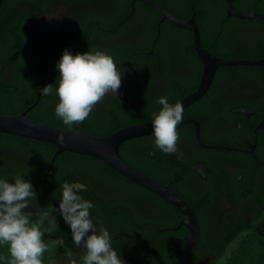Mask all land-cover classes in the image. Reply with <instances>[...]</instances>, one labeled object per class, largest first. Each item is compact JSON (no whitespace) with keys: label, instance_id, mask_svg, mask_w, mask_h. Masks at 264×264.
I'll use <instances>...</instances> for the list:
<instances>
[{"label":"trees","instance_id":"16d2710c","mask_svg":"<svg viewBox=\"0 0 264 264\" xmlns=\"http://www.w3.org/2000/svg\"><path fill=\"white\" fill-rule=\"evenodd\" d=\"M154 1L178 19L193 17L199 28L201 47L215 57L224 60L264 58V0H236L232 3L239 12L259 14V21L227 17L224 0ZM52 3H60L75 16L69 18L73 22L76 20L74 26H62L67 44H78L71 52L73 55L121 50L118 57L123 62L131 60L135 63L145 56L140 57L137 52L148 50L157 39L153 54L144 58L147 69L140 71L142 74L136 81L137 85L143 86L140 90L133 87L136 97L133 96L130 106L126 103L122 106L106 96L83 123L69 128L55 115L59 102L56 95L59 74L55 73L54 77L41 74L42 77L27 80L19 77L17 69L5 64L4 56L12 57V52H15V58L21 56V45L31 53L27 48L29 39L22 34L31 32V24L36 21L35 12L44 13ZM4 6L7 7L3 8V14L0 13V115H19L33 105L42 81V89L53 85V92L49 96H40L34 109L26 112L28 119L103 136L119 128L152 121L153 113H158L162 107L157 103L159 98L167 96L169 103L174 105L198 87L203 64L193 49L191 32L166 20L159 22V13L141 2H135L132 8L131 0H5ZM116 43L113 50L108 49ZM33 55L35 61L40 57ZM217 71L209 90L200 98L206 108L189 107L183 110V118H194L200 123V140L239 150L252 149V153L217 149L211 152V161L198 159L207 169V179L199 177L204 192L215 199L214 202L198 203L202 213L200 239L192 254L196 257L190 256L185 264H198L199 260L206 261V258L210 259L209 264H264V130L256 127L260 114L264 112V66H222ZM248 89L256 96L248 94ZM238 109L252 111L258 116L248 119L233 112ZM224 120L230 125L224 124ZM188 128L193 133L190 123L182 130ZM212 131L218 132L217 136H209ZM179 136L182 139L180 132ZM190 138L191 142L185 146L197 148L192 144L194 137L191 135ZM53 154L54 149L47 143L0 133V179L14 183L15 175L22 174L33 185L35 193V197L29 200V207L23 211L29 214L31 222L43 221L41 228L45 232V242L57 238L64 240V244L44 253L43 264H59L60 260L63 264H70L71 258L82 264V253L74 245L70 226L59 212L64 183L86 187L77 194L93 203L90 215L97 233L101 227L108 229L112 247L123 260L132 258L137 264L177 263L188 239L185 229L175 238L178 246L173 254L167 251L162 259L149 257L148 252L143 251L147 243L143 244L141 251L128 252L139 232L148 233L138 224L147 225L153 211L159 214L167 209L162 198L130 182L100 159L67 152L53 159ZM119 154L130 167L154 181L165 168L181 177V182L189 183L187 177L195 174L184 160L177 166L167 161L168 154L155 147L153 134L126 141ZM227 170L231 174L229 184L233 187H229L232 188L231 196L224 199L231 209L226 207L224 212H219L221 203H218L217 195L223 193L218 191V184L223 182L218 172L222 171V175ZM187 193L191 194L188 188ZM198 197L195 193L192 198L196 200ZM243 212L246 217L241 218ZM44 213L48 216L45 217ZM161 221L165 224L167 219ZM0 257L10 258L7 246H0ZM0 264L5 261L0 260Z\"/></svg>","mask_w":264,"mask_h":264},{"label":"clouds","instance_id":"9594fccd","mask_svg":"<svg viewBox=\"0 0 264 264\" xmlns=\"http://www.w3.org/2000/svg\"><path fill=\"white\" fill-rule=\"evenodd\" d=\"M56 68L59 72L56 87L59 102L55 115L69 128L83 123L106 96L117 98L122 85L121 70L114 59L99 50L94 54L88 51L75 55L65 50ZM52 92L53 85H48L42 89L41 95L49 96ZM157 103L162 107L152 115L155 147L164 154H176L182 159L177 127L183 120V107L179 102L170 104L167 96L159 98ZM57 140L60 144L64 142L63 136ZM79 191L73 184H63L59 212L70 226L74 245L82 249V264H124L112 247L108 229L101 227L97 233L90 215L94 205L78 195ZM33 197V185L22 174L15 175L14 183L0 179V246H7L10 257H0L5 264H43L45 252L64 244L62 238L45 242V232L41 228L43 221L33 223L29 214L23 211ZM44 215L47 217L48 213ZM56 227L55 222L54 230ZM70 264H77L76 259L71 258Z\"/></svg>","mask_w":264,"mask_h":264},{"label":"flooded vegetation","instance_id":"af4514ba","mask_svg":"<svg viewBox=\"0 0 264 264\" xmlns=\"http://www.w3.org/2000/svg\"><path fill=\"white\" fill-rule=\"evenodd\" d=\"M232 3H231V5L234 8V5ZM4 4H5V0H0V13L1 14H3V12H2L3 8L7 7V6H4ZM44 10H45L44 13L35 12L36 21L34 24H31V26H32L31 32L29 34H22V35H24L25 38L29 39V43H28L27 48L30 49L31 53L25 49V46L23 47L21 45V46H19V47H21V52H20L21 56L19 58L13 57L15 52H12V57L4 56L5 57V64L8 63V66L11 69H17L19 77H26L27 80H30L31 77H42L41 74H44V76H46V77H54L55 73L59 74V72L56 68L57 63L59 62V58H61V56L65 50H68L71 53L72 50L74 49V47L78 45V44H71V43H70L71 45L67 44L66 39H64V38H66L65 37L66 35L64 34V31L62 29V26H64V25L72 24L71 26H74V24L76 23V20L73 22L71 19H74L75 16L73 14H70L68 9L65 6L61 5L60 3H52V4H50V6L47 9H44ZM70 16H73V17L71 19H69ZM154 41L155 42L152 43L151 47L148 50L137 52V54L140 57H143L145 55L144 58L147 57L146 55H152L153 53L149 54L148 52L151 49L152 50L154 49V46H155L157 39H155ZM118 43H116L112 46H109L108 49L113 50V48H115ZM120 52H121V50H113L112 53H105V52L104 53L111 56L112 58L116 57V58L120 59L118 57V56H120L119 55ZM153 52H154V50H153ZM33 54L40 55L39 59L35 61V59H34L35 57ZM79 54H82V53H79ZM144 58L142 59V61L135 62V63L131 60H128L130 62H128V61L123 62L122 59H120L119 61L114 60L117 68L121 70L122 85H121L120 89L118 90L117 98L114 96H108L111 98V100L121 104L122 106H124V103H126L128 106H130L131 100H132L133 96H135V90H133V87H138V90H140V88H142V86H143V85H137L136 81H137V78L140 77L142 74V73H140V71L143 70V68L147 69V66L144 65V62H143V61H145ZM262 59H264V58H262ZM235 60H246L247 61V60H251V59H235ZM257 60H261V59H257ZM39 64H42V66H40ZM37 65H39V66H37ZM216 72H218V71H216ZM219 75H220V73H219ZM248 94L256 96V93H254L251 89H248ZM31 106L32 105H30L25 111L27 112L31 109H34L35 106L30 108ZM189 107H191V108L195 107V109L200 110L202 108H206V105L204 104V101L202 99H198L195 103H193ZM189 107H187V108H189ZM187 108H185L183 110H186ZM25 111H23V112H25ZM233 112L243 114V115L247 116L248 119H250L251 116L254 117L257 115L255 113H252V111H248V110H244V109H238L237 111L235 110ZM263 113L264 112H262L260 114V119L257 121L258 124L262 120V114ZM187 119H194V118H190V117L183 118L182 121L187 120ZM143 123L144 122L139 123V124H143ZM223 123L227 124L228 126L230 125V123H228L226 120H224ZM258 124L256 125V127L258 126ZM133 125H135V124H133ZM130 126H132V125H130ZM127 127H129V126H127ZM182 129H183V127L179 129L180 131L178 130V132H180L182 135V139H180V140L183 141V143L178 144V149L183 153V158L178 159L176 154H171V155L168 154V157L166 158V160L173 162L172 163L173 166H177L176 164H180L181 160H184L186 163L189 164L190 171L194 172L195 174L192 176L189 175L187 177L189 180V183L185 182V181L181 182V177H178V175H176L173 171L166 170V168H165V169H162L160 171L161 173H159V175H158L159 177H158L157 181H158V183L169 188V190L171 192H174L175 194H177L180 198H182L188 205H190L196 211V207L198 206V203H200L202 201H205V202H208V201L212 202L213 201L214 202V199H215V197L210 198L209 195L205 194V192H204V189H203L202 184L199 180V177H201L200 175L202 174L201 178L207 179V169H206V166L204 165V163L198 161V159L202 158L204 161H211L212 160L211 157H213L211 155L212 154L211 152L213 150H217V149H210L209 150V149L202 148L199 144H205V145H211V144H208L207 142L200 140V136H199V142L196 141L195 127L194 126H193V133H191L190 128H188L186 130H182ZM199 129H200V133H201L200 123H199ZM217 134H218V132L212 131L208 135L209 136H213V135L217 136ZM191 135L194 137L192 144L197 145V148L185 146L187 142L188 143L191 142V141H189L191 139L190 138ZM211 146H223V145H211ZM230 148L233 150H231ZM229 149L230 150H228V151H239V148L229 147ZM244 152L251 153L252 149L244 150ZM228 167L229 166L227 165V168ZM192 168L199 169L201 172L195 171ZM228 170L225 173H222V175L220 173L222 171L218 172V174L221 178V181L223 182L220 185L218 184V191L220 190L225 196H231L230 194H232V188H229V187H233V186H231V184H229L231 182V174H230V172H228ZM182 177L186 178L185 176H182ZM203 177H205V178H203ZM191 178H193V180L190 182ZM238 180H239V178H238ZM188 184H190V186H188ZM187 188L190 190L191 194L187 193ZM195 193H197L199 195L198 199H196V200L193 199ZM121 194H122V192H121ZM217 197H218V203H221L220 207L218 208L219 212H224L226 207L228 209H231V206L224 199L223 195H217ZM164 204H167V209H164L163 213L157 214L155 211H153L151 213V216L149 218V223L147 225L138 224L139 228H142V229L146 228V230L148 231V233L146 232V235H148V236L139 232L138 235L136 236L135 240L134 239L131 240V241L134 240V243L132 246L129 247V249L132 247V250L129 251V249H128V252H133V251L138 252L139 250L141 251L143 244L147 243L146 246H149L152 249L156 259H162L164 254H167L166 253L167 251H169L170 253L173 254L174 250H176V248L178 246V241H175V238H176L177 234L182 229H185V228L183 225H181V226L178 225V220H179L180 214L176 210V208L166 201H164ZM214 204H216V203H214ZM155 207H157V205H155ZM196 214L198 215V218L200 220L201 217L197 213V211H196ZM240 217L241 218L246 217L245 213L244 212L241 213ZM164 219H167L165 224L161 221ZM249 220H250V218H248L247 221L249 222ZM160 222H162V224H159ZM90 234H91V232H89V235ZM164 243H166L167 247L164 245ZM169 243H170V247H168ZM79 250L82 253V249L79 248ZM192 254L190 256L196 257V255H192ZM118 255L121 258L119 253H118ZM213 258L214 257L212 256L211 259H213ZM60 261H62V264H63V260H60ZM123 261H124V264H137L136 261L133 260L132 258H126L125 257V259ZM205 263L209 264L210 259L206 258V261H204V260L198 261V264H205Z\"/></svg>","mask_w":264,"mask_h":264},{"label":"water","instance_id":"95a60500","mask_svg":"<svg viewBox=\"0 0 264 264\" xmlns=\"http://www.w3.org/2000/svg\"><path fill=\"white\" fill-rule=\"evenodd\" d=\"M137 1L156 10L161 16V20L159 22L166 20L173 26L188 30L192 34V46L199 60L203 64V71L201 73L197 89L193 93L185 96L179 101L183 109L195 103L209 90L213 82L215 73L219 67L238 65L264 66V59L247 61L224 60L213 56L206 49H203L201 47L199 28L193 17L188 20H178L163 5L154 0H131L132 8L133 4ZM233 1L236 0H224L227 17H235L237 19L248 21H259L261 19V16L255 12L242 13L235 10L231 5ZM148 53L152 54L153 50L151 49ZM42 87L43 82L41 81L36 101L30 108L34 107L38 103V100L41 96ZM25 114L26 111L15 116L0 115V133L52 143L57 146V151L53 156V159H55V157L63 151L90 155L102 159L110 167L117 171V173H119L126 179H129L139 186L145 187L146 189L155 192L156 194L162 196L170 202H173L183 212L182 220L179 226H186L190 231V235L188 236L187 242L185 243L178 256L176 264H184L185 261L190 257V255L197 249L200 238V229L195 210L192 209L191 206H189L175 193L169 191V189H167L166 187H163L161 184L151 180L142 173L131 168L122 160L119 155V146L125 140L152 134V122L123 128L103 138H94L85 133L69 132L45 126L28 119ZM187 123H190L195 127V138L196 141L199 142V123L196 120H184L178 125L177 129ZM257 129L264 130V113L262 114V120L258 124ZM59 136H63V144H60L58 142L57 137ZM206 148L213 149L222 147L211 146ZM194 170L201 172L196 168H194ZM73 185H75L79 189L86 188L81 184Z\"/></svg>","mask_w":264,"mask_h":264},{"label":"rangeland","instance_id":"374dc122","mask_svg":"<svg viewBox=\"0 0 264 264\" xmlns=\"http://www.w3.org/2000/svg\"><path fill=\"white\" fill-rule=\"evenodd\" d=\"M178 19V18H177ZM188 19H190V18H185V19H178V20H188ZM158 36H159V33H158ZM157 36V37H158ZM25 116H26V114H25ZM32 120V119H31ZM32 121H34V120H32ZM35 122H37V121H35ZM152 121H149V122H144L143 124H147V123H151ZM37 123H40V122H37ZM40 124H43V123H40ZM43 125H45V126H48V127H51V128H56V129H59V130H64V131H69V132H76V133H85V132H80V131H74V130H70V129H65V128H59V127H54V126H50V125H46V124H43ZM135 125H140V124H135ZM135 125H132V126H135ZM130 127V126H129ZM183 126H181L180 128H182ZM123 128H127V127H123ZM123 128H119V129H117L116 131H114V132H112V133H109V134H106V135H103V136H93V135H90V134H88V133H85V134H87V135H89V136H92V137H94V138H103V137H106V136H108V135H111V134H113V133H115V132H117L118 130H120V129H123ZM180 128H178L177 130H179ZM153 134V133H152ZM8 135H10V134H8ZM149 135H151V134H149ZM149 135H146V136H149ZM199 136H200V129H199V134H198V139H199ZM142 137H145V136H142ZM142 137H137V138H131V139H139V138H142ZM34 140V139H33ZM128 140H130V139H128ZM128 140H125L124 142H122L121 144H120V146H119V153H120V147H121V145L123 144V143H125L126 141H128ZM35 141H40V140H35ZM40 142H44V143H47V144H49V145H51V147L54 149V154H53V156L56 154V151H57V146L56 145H54V144H52V143H48V142H46V141H40ZM202 148H205V149H208V148H206V147H211V145H205V144H199ZM205 146V147H204ZM219 147H222V148H213V149H219V150H224V151H228V150H230L229 149V147H226V146H219ZM210 150V149H209ZM231 150H233V149H231ZM239 151H242V152H244V150H239ZM63 152H67V153H72V154H77V155H84V154H78V153H73V152H70V151H63ZM62 152V153H63ZM245 153H248V152H245ZM252 153V152H251ZM251 153H249V154H251ZM61 154V153H60ZM60 154H58V155H60ZM120 155V154H119ZM84 156H90V155H84ZM90 157H94V156H90ZM121 157V156H120ZM95 158H97V157H95ZM97 159H100V158H97ZM101 161H103L102 159H100ZM123 160V159H122ZM124 161V160H123ZM106 165H108L105 161H103ZM125 162V161H124ZM126 163V162H125ZM127 164V163H126ZM128 165V164H127ZM109 166V165H108ZM227 166V165H226ZM110 167V166H109ZM110 168H112V167H110ZM193 170H194V168H192ZM235 171H237L236 169H234ZM196 171V170H195ZM201 177H202V174L200 175ZM203 178H205V177H203ZM129 180V179H128ZM130 182H132L131 180H129ZM132 183H134V182H132ZM158 183V182H157ZM134 184H136V183H134ZM160 184V183H159ZM136 185H138V184H136ZM162 185V184H161ZM163 187H166V186H164V185H162ZM167 188V187H166ZM167 189H169V188H167ZM150 191V190H149ZM152 192V191H151ZM152 193H154V194H156L155 192H152ZM156 195H158V194H156ZM160 198H162L164 201H166V202H168L169 204H171L172 206H174L175 208H176V210L179 212V214H180V217H179V220H178V225H180V223H181V220H182V216H183V212L173 203V202H170L169 200H167V199H165V198H163L162 196H160V195H158ZM223 197L224 198H226L225 197V195L223 194ZM196 211H197V213L200 215V217H201V220H202V213H201V211L198 209V207H196ZM198 216V215H197ZM184 228H185V230H186V232H187V235L189 236L190 235V231H189V229L186 227V226H184ZM151 241V240H150ZM143 251H147L148 252V256L149 257H155L154 256V253H153V251H152V249L149 247V246H146V247H144V250ZM145 259L146 260H148L149 261V259L147 258V257H145ZM59 264H62V261H59L58 262Z\"/></svg>","mask_w":264,"mask_h":264},{"label":"bare ground","instance_id":"6f19581e","mask_svg":"<svg viewBox=\"0 0 264 264\" xmlns=\"http://www.w3.org/2000/svg\"><path fill=\"white\" fill-rule=\"evenodd\" d=\"M57 156H58V155H57ZM57 156H56V157H57ZM56 157H55V158H56ZM131 168H132V167H131ZM134 170H135V169H134ZM153 181H154V180H153ZM155 182H156V181H155ZM169 191H170V190H169ZM173 193H174V192H173ZM176 195H177V194H176ZM177 196H178V195H177ZM181 199H182V198H181ZM182 200H183V199H182ZM189 206H190V205H189ZM191 208H192V207H191ZM192 209H194V208H192ZM194 210H195V209H194ZM195 214H196V211H195ZM196 216H197V214H196ZM197 219H198L199 229H200V234H201V228H200V222H199V218H198V216H197ZM199 239H200V238H199ZM198 243H199V242H198ZM197 248H198V247H197ZM186 261H187V260H186ZM186 261H185V262H186ZM184 264H185V263H184Z\"/></svg>","mask_w":264,"mask_h":264}]
</instances>
